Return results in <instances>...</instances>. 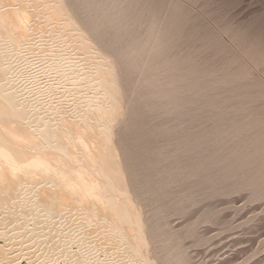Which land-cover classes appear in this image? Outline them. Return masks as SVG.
<instances>
[{
	"label": "bare ground",
	"instance_id": "1",
	"mask_svg": "<svg viewBox=\"0 0 264 264\" xmlns=\"http://www.w3.org/2000/svg\"><path fill=\"white\" fill-rule=\"evenodd\" d=\"M154 3L0 0V264H192L167 222L187 210L184 196L248 186L264 195V115L248 104L264 97L250 91L260 79L248 64L211 72L212 55L208 71L200 58L198 69L174 58L182 37L213 49L220 37L188 35L185 3ZM248 109L256 117L233 121ZM185 114L192 128L207 114L219 124L195 131ZM253 122L255 149H238Z\"/></svg>",
	"mask_w": 264,
	"mask_h": 264
},
{
	"label": "rangeland",
	"instance_id": "2",
	"mask_svg": "<svg viewBox=\"0 0 264 264\" xmlns=\"http://www.w3.org/2000/svg\"><path fill=\"white\" fill-rule=\"evenodd\" d=\"M162 1L163 0H158V1L154 0V2H156L154 4H157L156 6H160L161 4L166 2V0H164L163 2ZM172 1H174V3H176V2L181 3L182 2V4L185 3L184 5H188V6L185 7V9L187 10L186 17H188V19L186 18L185 20L189 21V23L187 21V27L188 28L186 27V29H188V30H185L186 33L190 29H192V31L190 30V32H195L197 30V32H198V33L196 32L197 35H200L199 31H201L202 30L201 28L203 27V30H204V28H206L207 31L205 29L204 31H202V33H205V31H206V33L208 32L211 35L215 34L213 37L217 36L216 34L218 33L217 38L216 37L215 38L218 40V37H220L219 41H221V42L217 41L216 42L217 44L214 43L215 45L213 44V47H214V49H213L212 48V43H210L209 46L208 45L205 46V44L203 45V43H204L203 41L205 39H207V38H205L203 41H201L202 39L200 40V38H199V40H198L197 36H196V40L194 39V41H193L192 40L193 38L191 39L194 42L193 43L190 40V38H189V40H187L188 37H189L188 33H190V32L187 33L188 35L185 33V35H187L188 37H187V39H183V37H182V40H180L182 43H183V40L184 41L186 40L184 42V44H182L179 41L180 45L178 44V46H180V49H179V47L175 48L176 51H173V52H175V53H173L174 58H178V57L179 58H183V56L184 57L186 56L187 57L186 59L189 58L188 60H189L190 63L191 62L194 63L195 60L198 61V59L200 58L198 64H199V66L201 65L200 67H202L203 69H200L199 67H195L194 64H196L197 61L194 64L191 63L192 65H194V66H192L193 69L195 67V69L199 68V70H207L206 68L209 67L208 70L211 71L210 69L213 68L212 69V71H213L214 67H215V69H218V72H217V70L216 71L214 70V71L217 72L216 74H218V75L219 74L221 75V73H224V74L227 73L228 74L229 72L230 73H232V72L235 73V72H237L238 69H240L241 67L243 68V67H245L248 64V65H250V67H252L251 70L253 69V71H254V77L256 75V77H255V79L257 78L256 81L258 79H260L258 81L263 86L262 87L261 85H256L257 86V88H256L254 85H252L256 89L252 87L253 89L250 88L251 89L250 91L252 93L254 91L253 94H255V95H258V94L261 95V93L263 92V91L261 92L262 88L264 90V80H263L264 79V56H263L264 55V53H263L264 52V0H197V1L195 0V2H194V0H172ZM158 2L161 3V4H159ZM186 10H185V12H186ZM192 13H193V15H192ZM210 13H211L212 16L210 15ZM200 14H201L202 17L200 16ZM189 16H191V18H189ZM216 16L217 17L219 16V17L217 18ZM190 20H191V22H190ZM201 22H203V23H201ZM206 22H207V24H206ZM204 23H205V25H204ZM190 24L193 25L192 28L190 27L191 26ZM195 25H196V28H195ZM197 27H198V29H197ZM229 27H230L231 30L229 29ZM235 30H238V31L236 32ZM242 30H243V32H242ZM226 31L229 32V35H228V33ZM230 32H231V34H230ZM232 32L233 33L236 32V33H234V37H233V33ZM243 33H244V35H243ZM191 34L192 33H190V35ZM184 37L186 38V36H184ZM237 37H238V39H237ZM245 37H247V38H245ZM215 38H214V40L216 41ZM232 39H234V40H232ZM207 40H205L206 44L208 42ZM223 40H225V41H223ZM250 40H251V42H250ZM190 41L194 44V45H191L192 48L189 47V45H188V43H191ZM234 41L236 42L237 45L235 44ZM237 41H238V43H237ZM186 42H188V43H186ZM218 42H219V44H218ZM242 42H246L247 44L246 43L242 44ZM196 43H198V44H196ZM224 43H226V44H224ZM252 44L255 45L253 47L257 48L256 52H258L260 54H258V53L256 54L255 50L254 51L252 50L253 52H249V50H250L249 46L252 45ZM185 45H186V47H185ZM224 45H226V46H224ZM210 46H211V48H210ZM200 47L203 48L202 49L203 50L202 51L203 55H201L202 53L200 54V51H201ZM207 47H209L210 50L213 49L215 53L210 51L209 49H208L209 50V52H208V50L206 49ZM243 47H244V49H243ZM245 47H247L249 49L248 53L244 51L246 49ZM238 48H239V50H238ZM241 48H242V50H241ZM192 49H193L194 52L192 51ZM222 49H223V51H222ZM232 49L233 50L235 49V50L233 51ZM220 51H222V52H220ZM231 52H233V53H231ZM179 53H181V55H182L181 57H180ZM193 53H194V56H193ZM216 53H217V55L220 53L218 55L220 60H218L219 58H218L217 55H216V57L214 59L213 55L216 54ZM225 53L227 55L229 53V55L225 56ZM191 54H192V56H191ZM189 55H190V57H189ZM211 55H212V57H211ZM239 55L242 56L243 59ZM207 56H209L211 58H209ZM235 56H236V59H235ZM204 57L205 58L206 57L209 58L212 64H209L210 63V62L208 63L209 60L206 58V60H208V61H206ZM222 57H224V58L222 59ZM226 57L229 60H231V61L226 59ZM202 59H204V60H202ZM238 59L240 61L242 59L241 62L244 63V64L242 65V63ZM233 60H235L236 62L233 61ZM182 61H184V60H182ZM202 61L203 62L206 61V63H208L209 66L206 67V68L203 67L204 64L202 63ZM223 61H224V63H223ZM226 61L229 62V63H227ZM218 62L221 65H219ZM226 63H227V65H226ZM258 63L260 64V65H258L259 68L256 67V65ZM198 64H196V66ZM224 65H225V69H226V67H228V65H229V67L225 70L224 69ZM222 66H223V70L227 71L226 73L224 71H219V67H222ZM39 67H40V70H41V63H40V61L37 60L36 64H34L29 69L32 72H36V71L39 70ZM192 67H190V68L188 67V68L191 69ZM247 67L249 68V66H247ZM221 70H222V68H221ZM262 71H263V73H261ZM39 75H40L39 76L40 77L39 78L40 82L41 83L44 82L42 85L45 86L46 88H48V86H50V85H48L49 81H50L48 79V77L44 73L43 74H39ZM46 77H47V79L49 81L48 80L46 81V79H45ZM226 90H227V93L228 92H229V94L232 93L230 90H228V89H226ZM255 90L258 92L257 94H256ZM227 93L225 91L224 94L228 95ZM47 96L49 97V96H53V95L51 93L50 95H47ZM262 96L263 95H261V97ZM49 98H51V97H49ZM263 98L264 97L259 98L263 102H261L260 100L258 101V99L255 100L256 98H254V100L256 101V104H254L255 107L254 106L251 107L253 105V103H255L254 101L253 102L251 101L252 104L248 102L249 108L252 110V112L255 113L254 110H257V108L260 110V107H257V106L261 105V107H262V105H264V99ZM230 101L232 102L233 105H234L235 102H236L235 104L239 103V102L235 101L234 99H231ZM230 101H228V102H230ZM259 102H261L262 104L259 103ZM225 103L228 104V105H226V104H225L226 106L224 104L223 105L225 107L228 106L227 108H229V105H231V104H229L227 102H225ZM198 104H199V106H201V104L205 105L206 103L203 104V101H201L200 103L198 102L197 104H194V105L196 106ZM237 105H235V106H237ZM230 107H232V105ZM254 108H256V109H254ZM262 108H261V112L259 110L256 111L257 112L256 116L259 119H260V117L262 115H264L263 114L264 113V109L262 110ZM251 110L248 109L247 112L243 111L244 113H242V114H241L242 111H240V114H237V113H235L236 111H234V113H232L231 115H233V114L235 115L236 114V117H238V115H239L240 118L239 117H238V119L232 118V119H234L233 121H238L239 119H241V116L242 117L244 116L243 118L247 117L246 115L248 113H249L250 117H252V115L254 117H256L254 115V113L251 114ZM186 112H188V111H186ZM190 113H192V111ZM258 113H260L259 114L260 117L258 116ZM154 114H152V115H154L155 117L154 116H152V117L156 118L157 114L156 113H154ZM186 114L183 115L184 117L182 116L183 118L187 117L185 119L186 122L183 121L184 119L182 121H183V123H185V125H187L189 127V126H191V123L188 122V118L190 119L191 122H193L191 120V118H192L191 116H192L193 113L190 114L191 115L190 117L188 116L189 112H188V115H186ZM171 115H174V114L172 113ZM205 115L206 114H204L203 118L204 117L206 118ZM208 115L209 114H207V118L204 119L205 122L208 120L206 122V124H205L203 118L201 119L202 122H204L202 124L203 127L200 126V127L196 128L194 126V128H195L194 129L191 126L190 128L195 130V131L200 129L199 132H201V131H204V129H205L204 127H207L209 129V128L215 126V125L217 126L219 123L218 122L215 123L216 121L213 123L210 119H208V117H209ZM231 115H230V117H231ZM170 116H167V117L164 116L165 117L164 120L168 121V119H169V121H172L173 118H171ZM233 117H235V116H233ZM250 117H248V118H250ZM262 118H264V116H262ZM210 121H211V123L209 124ZM254 122H253V124H254ZM212 123H213V125L210 126ZM255 127H257V125L255 126V124H254L253 128H252V125H251V131L247 134V135H251L252 134L253 136H255L254 138H253V136H249V137L252 138L251 139L248 136H246V134H245L246 138L245 137L243 138V139L246 140V142H244L242 140V138H240V140L243 141V143H247L249 141H252V142H249L248 145L247 144H240L238 149L244 150V149H242L243 147H240V146H243V145L245 146L246 145L247 147L245 146L244 148L245 149H249V151H250L249 147L250 146L251 147L255 146V144H257L258 142H259V144H261V143H263V144H261L259 147H256V146L255 147L258 148V150H259V148H262L261 146L263 145V149H264V140H262V137L259 138L258 140L255 139L257 137L256 129H255V132H256L255 135L253 134L254 133L253 129ZM207 128H206V130H208ZM257 128H259V126ZM263 139H264V137H263ZM229 140H232V141H229ZM229 140L227 139L226 143H227V141H229L232 144L233 141H234L232 137H230ZM237 140L238 139H236V141ZM240 140H238V141L241 142ZM255 140L258 141V142L256 143ZM253 142L255 144H252ZM229 145H227V147ZM251 149L254 150L255 148L253 147ZM246 151H248V150H246ZM248 187L238 188V189L234 187V188L228 189V191H225V190L222 191L220 189L216 193H214L211 190H206L205 191L206 195H205L204 192L201 193V194H198L199 198H197V200H195V201L191 199L192 197H190L189 194H187L186 197L184 196V198H183L184 199L183 200V205L185 204L184 206L187 207L186 208L187 210L184 211L183 213H177V212H174V211H171L173 214L171 212L169 213V217H167L168 225L172 226V228H171V226H169V227H170V229L173 232H176L178 234L180 233V235L181 234L184 235L183 245L187 249V252L189 251L188 252L189 256L191 255L190 260H192L191 261L192 264H264V197H263L264 195H261V196L257 195L256 196L255 192H253L254 190L251 189V187H250V189ZM209 191H211L210 194H209ZM251 191H252V193H251ZM192 223L194 224L193 228H194L195 231L193 230L194 231L193 233L191 232L192 230L186 232V230H189V228L191 229V227L193 226ZM189 232H191V233H189ZM150 264H153V263H150Z\"/></svg>",
	"mask_w": 264,
	"mask_h": 264
}]
</instances>
